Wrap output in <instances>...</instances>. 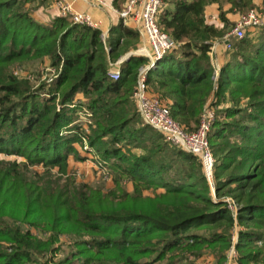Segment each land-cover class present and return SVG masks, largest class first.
Listing matches in <instances>:
<instances>
[{"label":"trees","instance_id":"obj_1","mask_svg":"<svg viewBox=\"0 0 264 264\" xmlns=\"http://www.w3.org/2000/svg\"><path fill=\"white\" fill-rule=\"evenodd\" d=\"M36 1L45 4L0 0V154L23 158H0V264H196L189 256L208 250L226 264L236 229L241 264H264V26L256 40L237 43L216 81L209 52L224 27L206 19L212 3L228 23L226 4L244 13L256 0H164L160 26L180 45L148 72L150 89L190 132L213 97L216 198L201 159L140 116L133 94L148 58L132 55L120 79L109 76L139 31L122 21L104 40L100 29L67 17L43 23L26 6ZM46 58L58 71L52 83L36 87L15 73ZM81 109L93 114L91 133L70 126ZM85 140L114 173L110 192L69 170ZM151 187L164 191L145 196Z\"/></svg>","mask_w":264,"mask_h":264},{"label":"built area","instance_id":"obj_2","mask_svg":"<svg viewBox=\"0 0 264 264\" xmlns=\"http://www.w3.org/2000/svg\"><path fill=\"white\" fill-rule=\"evenodd\" d=\"M115 1L116 0H54V3L59 10L60 16L69 18L73 24L99 29V21L90 12L78 9L76 6L77 3L84 2L93 7L103 9L108 7L109 3H111V7H113ZM164 6V0H125L122 6L119 9H116L122 20H133L137 23L141 37L151 49L150 51H148L146 47H141L139 49L140 54L148 57V62L139 68L137 86L133 98L145 124L162 132L167 141L183 147L186 151L193 153L201 159L205 175L211 185L212 194L214 198H216V188L214 183L215 158L209 138V134L217 115L215 110L216 107L212 105L213 98L209 100L201 115L198 129L190 132L172 116L170 106L154 93L148 84L149 70L155 68L158 62L166 54L180 45L178 40L168 32L164 31L160 26V15ZM263 26L264 5H261L260 7L252 8L245 13H239L235 23L224 35L221 42L225 50L232 51L235 47L234 41H241L247 36V31L258 28L260 29ZM102 36L104 40H106V35L103 34ZM218 41V38L213 40V45L209 53L212 52L215 43ZM124 60L125 57H121L117 62L110 64L109 76L113 80L120 79L122 74L121 63ZM214 68L215 71L213 77L217 81L221 68L216 66H214ZM19 70L15 73L30 79L32 78L31 76L24 75ZM51 70L53 69L51 68ZM51 81H53V78L50 80L48 79V82ZM78 112L80 118L71 123L70 126L74 124L79 125L87 131L86 127L93 124V114L88 109H82ZM82 114H84V119L87 118V125H83V122L81 121ZM81 148L88 152L89 155L94 153L86 140L83 141ZM97 164L102 172L105 174L109 173V170L107 169L108 166L105 162ZM78 175L80 174L78 173ZM226 201L229 203L231 209H238V204L234 199L227 197ZM237 242L238 230L236 229L233 236V244L228 252L226 264H241L239 253L236 248Z\"/></svg>","mask_w":264,"mask_h":264},{"label":"rangeland","instance_id":"obj_3","mask_svg":"<svg viewBox=\"0 0 264 264\" xmlns=\"http://www.w3.org/2000/svg\"><path fill=\"white\" fill-rule=\"evenodd\" d=\"M43 1H45V4L43 5V7L47 8V9H51L50 5L47 6L48 2H50V1L49 0H43ZM38 4H39V1H36V2H33V3H29L26 6H27V9L29 11H31L34 15H36L37 14L36 12H38L37 9L40 8V6H42V5H38ZM261 5H264L263 1L262 2H257L256 1L255 6L252 7V8L260 7ZM228 10H229V8L227 9L226 13L230 12ZM219 18L223 22V27H224L223 36L218 38L219 41H221L222 38L224 37V35L231 29V27L235 23L236 19L232 20V21L229 20L228 23H225V21L222 20L220 13H219ZM259 30L260 29L258 28V29H253V30L247 31V34H246L247 36L246 37H248L249 39L252 38L253 40H256L257 39L256 37L258 36ZM237 43L238 42L234 41V44H235L234 50L236 49ZM234 50H232V51L226 50L225 51V55H227L226 56L227 59L230 58V56H231V54L233 53ZM131 51H134V50H131ZM131 51H129V52H131ZM123 57H125V55L122 56V58ZM51 68L53 70H51ZM54 69H55V72H54ZM18 70L21 71L24 75L31 76L32 77L31 79H33L32 80V84L34 86H36V87H38L41 83H44V82L45 83H52V81L48 82V79L50 80L51 78H53V80H54L56 78V76L58 75V71H57L56 67L51 65V61L48 58H46V60L40 61V62H38V61L29 62V63L25 64L24 66H22L21 68H18ZM246 104H247V100H244L243 101V105L245 106ZM228 105H230V104L223 103L219 107L221 108V107L228 106ZM215 110H218V109L216 108ZM83 117H84V114H82V117H81L82 120L81 121L83 122V125L84 124L87 125L88 124V122L86 121L87 118L84 119ZM79 118H80L79 112H77V117H76V119L74 121L78 120ZM93 121L94 120L92 119V122ZM86 129H87L88 133H91V131L93 129V124L89 125L88 127H86ZM63 134H65V135L70 134V130L69 129L68 130L65 129ZM86 141L88 142L89 140H86ZM81 145H82V143L81 144H77L76 147H77V149L79 151V155L82 157V159H78L77 157H75L73 155L70 157V159H69V170H70V172H72V174H74L76 176L78 182H85V183H90V184H94V185H99V186H101L103 188L104 192H110L112 189H115L114 173L111 170L108 162H106L103 159L99 158L98 155H97V152H94V153L89 155L88 152H86L84 149L81 148ZM133 151L136 152V153H142V150L139 149V148H133ZM213 155H214L215 161H217L216 160L217 158H216L214 152H213ZM0 158L1 159H8V160L17 159L19 161L23 160V158H21V157H17L15 155L9 156V155H5V154H0ZM100 162L101 163L102 162L106 163V165L108 166L107 169L109 170L108 174H105L104 172L101 171V169L99 168V166L97 164V163H100ZM36 169L41 171L43 168H42V166H38V167H36ZM78 173L80 175H78ZM122 186L124 187V189L127 192L134 193L135 185H134V183L132 181L124 180ZM163 191H164L163 189H160V188L155 189V188L151 187V188H148V189H144L143 194L145 196H147V197H154L158 193H162ZM35 233H39V232H35ZM70 240H71L70 237L65 235V236L62 237V241H61L62 243L60 242L59 244L62 245L63 249H66L68 243H70ZM229 250H228V252H229ZM228 252H227V257H228ZM63 255H64L63 251L62 252H57L55 258H59V257L61 258V257H63ZM189 259H190L191 262L195 261L196 264H216V258L211 253L210 250L206 251L200 257H195V256L190 255ZM41 261H42L43 264L45 263L44 259H41ZM186 264H189V263H186Z\"/></svg>","mask_w":264,"mask_h":264},{"label":"crops","instance_id":"obj_4","mask_svg":"<svg viewBox=\"0 0 264 264\" xmlns=\"http://www.w3.org/2000/svg\"><path fill=\"white\" fill-rule=\"evenodd\" d=\"M49 1L50 2H48L47 6L50 5L51 9H47L43 7L42 5L40 6V8L37 9L38 11L36 12L37 16L33 14V16L40 22L50 23L55 17L60 16L59 10L57 6L55 5L54 0H49ZM256 1L262 2L263 0H256ZM123 2L116 0L113 7H111V3H109V6L103 9L93 7L89 5L88 3H84V2H78L76 6L80 10L90 12L99 21L100 23L99 29L102 31V35L105 34L107 38L112 26L118 25L122 21L125 26L139 31V27L135 21L133 20L124 21L120 18L116 9H119L122 6ZM228 8H230V4H227L224 6L225 11H227ZM219 13H220V7L218 3H212L206 7V19L208 20V22L214 23L217 25V27L221 28L223 27V22L219 18ZM226 17L232 21V20L237 19L238 13L227 12ZM141 47H146L148 51L151 50L149 45L145 42V40H143V38L140 35L139 40L136 43L135 47L130 48L129 51L134 50V51H131V52H134V55L147 57L146 55L139 53V49ZM129 51L126 52L124 55L126 56L127 54L131 53ZM225 51L226 50L221 41H218L215 43L212 52L209 53V55L212 58V63L214 66L222 68L223 65H225V63L229 61V58L227 59L226 57L227 55H225ZM78 97L83 98V95H79Z\"/></svg>","mask_w":264,"mask_h":264},{"label":"water","instance_id":"obj_5","mask_svg":"<svg viewBox=\"0 0 264 264\" xmlns=\"http://www.w3.org/2000/svg\"><path fill=\"white\" fill-rule=\"evenodd\" d=\"M134 55V52H131L125 56V59L129 58L130 56Z\"/></svg>","mask_w":264,"mask_h":264}]
</instances>
